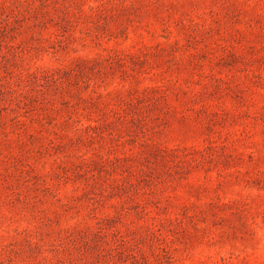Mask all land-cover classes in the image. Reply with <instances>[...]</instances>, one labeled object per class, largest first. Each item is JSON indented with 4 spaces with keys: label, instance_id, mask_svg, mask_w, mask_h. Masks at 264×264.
<instances>
[{
    "label": "rangeland",
    "instance_id": "374dc122",
    "mask_svg": "<svg viewBox=\"0 0 264 264\" xmlns=\"http://www.w3.org/2000/svg\"><path fill=\"white\" fill-rule=\"evenodd\" d=\"M0 264H264V0H0Z\"/></svg>",
    "mask_w": 264,
    "mask_h": 264
}]
</instances>
